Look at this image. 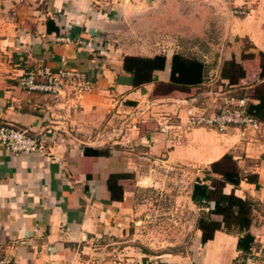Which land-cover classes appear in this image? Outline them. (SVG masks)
<instances>
[{
    "label": "crops",
    "instance_id": "1",
    "mask_svg": "<svg viewBox=\"0 0 264 264\" xmlns=\"http://www.w3.org/2000/svg\"><path fill=\"white\" fill-rule=\"evenodd\" d=\"M236 3L244 5L246 14H235L224 0H131L99 13L91 11L89 0H0V125L52 136L61 127L67 133L50 156L13 153L0 143V254L9 255L12 264H86L103 241L144 237L140 231L147 224V193L158 186L170 188L172 179L181 177L193 181L185 205L193 208L195 238L205 245L200 264L233 263L240 253L234 234L217 230L202 243L196 224L203 205L193 199V187L198 178L203 180L205 168L231 154L242 175L256 173L258 181L226 182L224 192L264 204V121L260 134L245 136L238 127L223 132L187 127V107L205 103L197 91L200 85L172 86L170 76L174 53L187 54L178 50L183 46L176 37H203L210 27L221 35L218 48L224 38L230 41L222 46L219 65L234 58L245 70L230 87L244 89L251 101L260 102L264 0ZM63 34L75 41H57ZM162 53L165 68L156 70L152 81L134 86L124 57ZM64 56L67 65L93 80L92 91L68 93L57 101L19 86L25 70L60 67ZM159 86L167 92L154 99ZM211 100L205 99L211 104L216 98ZM121 123L133 124L131 131L113 136L109 129ZM85 147L109 154H87ZM111 173L130 175L120 180L122 200L111 198ZM213 217L221 220L222 214ZM129 247L127 260L99 264H190V252Z\"/></svg>",
    "mask_w": 264,
    "mask_h": 264
},
{
    "label": "rangeland",
    "instance_id": "2",
    "mask_svg": "<svg viewBox=\"0 0 264 264\" xmlns=\"http://www.w3.org/2000/svg\"><path fill=\"white\" fill-rule=\"evenodd\" d=\"M218 36L221 37L220 34L217 35V33L212 31L209 27L207 33L203 37L187 38V40L186 38L182 40L179 37H176L178 42H182V48H184L183 50L182 48L178 49L179 51H183L192 56L201 57L208 61L205 80L197 90L201 92L199 95L203 98V102L205 103V99L212 102V97L216 98L217 102L220 101V92L231 89L229 81L221 78V68L223 64L219 65V57L222 46H228L230 41L228 38H224L223 44L220 45V48H218ZM243 44L245 47L249 46V42L244 39ZM236 90L239 93L242 92V90L238 87ZM166 92L167 90L165 87L159 86L156 88L153 98H161ZM132 126L133 124L130 125V123H121V125L116 124L112 126L109 131L113 136H117L125 134L128 131L130 132V128H132ZM116 128H118L119 131H117ZM96 130L98 134L100 132L99 128ZM202 177L204 180L208 181L209 184L219 185L221 183L218 180L221 178L220 174L214 173L211 165L209 168L204 169ZM207 177L211 179H207ZM198 179L200 180V178ZM171 182L172 185L170 188L164 189L162 186H158L157 189L147 193L146 195L148 208L144 209L143 212L148 215L147 224L146 226L141 227L140 231V234L144 235V237L141 236V238L133 239L129 237L128 241L126 239H124V241H117L115 239L107 240L105 242L103 241L93 250L94 253L92 252L89 255L86 264H99V261L101 260L104 261V263L108 260L113 262L116 260H118V262L123 259L127 260V255L130 254H126V249L131 251V247L129 246H131L132 243L143 245V247L147 249L152 248V251L154 252L162 250L169 253L190 252L189 263L200 264V256L205 248V245H200V243L196 240L195 224L192 222V213L194 210L189 207L188 203L185 205V200L186 197L190 195L189 189L193 181L191 179L183 180L181 177H178L176 180L172 179ZM203 210L206 211L205 209H202V211ZM259 211L261 213L256 212L253 222V230L255 232V236H258L260 240L255 241L251 253L243 254L240 252L233 260L232 264H264V207L259 206ZM140 215H142V212ZM145 236H148V238Z\"/></svg>",
    "mask_w": 264,
    "mask_h": 264
},
{
    "label": "trees",
    "instance_id": "3",
    "mask_svg": "<svg viewBox=\"0 0 264 264\" xmlns=\"http://www.w3.org/2000/svg\"><path fill=\"white\" fill-rule=\"evenodd\" d=\"M167 64L165 54H156L154 56L126 55L124 57V69L133 74L132 82L134 86H140L143 83L150 82L154 79L156 70L164 69ZM207 64L197 56L187 55L182 52H176L171 60L170 84L172 86H196L202 85L205 80ZM243 66L234 58L226 60L221 68V78L226 79L229 83L234 84L239 78L244 76ZM260 77L264 78V60L261 64ZM226 91L227 94L237 96H250L241 89ZM43 93V92H42ZM259 103L249 102L248 111L255 115L262 122L264 121V94L259 96ZM87 154H109L108 150L85 147ZM224 164V165H223ZM212 171L220 174L218 179L219 185L209 184L206 180H197L193 187V199L203 206L214 202V207L209 211H202L197 220V227L202 231V243L214 237L217 230H222L238 237L237 249L248 254L252 252L255 244V235L251 231V225L254 222L256 212L259 206H263L260 201L250 197H241L234 193H225L223 188L226 182L237 184L241 179L246 178L248 181L257 182L256 173L243 176L238 166L237 160L231 155H225L221 160L211 164ZM126 173H111L108 178V188L111 191V198L122 200L124 197V187L120 183L121 178L129 177ZM207 179H211L208 178ZM202 206V207H203ZM222 214V219L218 220L213 214Z\"/></svg>",
    "mask_w": 264,
    "mask_h": 264
},
{
    "label": "built area",
    "instance_id": "4",
    "mask_svg": "<svg viewBox=\"0 0 264 264\" xmlns=\"http://www.w3.org/2000/svg\"><path fill=\"white\" fill-rule=\"evenodd\" d=\"M90 9L95 13L107 11L117 3L131 0H89ZM235 14H246L244 5H239L236 0H224ZM57 41L64 43L74 42L70 34L57 36ZM63 65L53 68L50 65H38L24 71L18 79L19 86L27 92H43L53 95L60 101L68 93L82 96L94 88L93 80L86 72L75 66L67 65V58H62ZM251 99L248 96H237L225 93L220 101L213 103H192L186 109L185 125L187 127L205 126L226 131L230 127H238L245 136L248 132L260 134L263 122L248 111ZM56 135H42L30 132L12 124L0 125V143L13 153L42 154L50 156L56 142L66 140V131L58 127ZM56 137V138H55ZM214 207V202L205 205L202 209L209 211ZM0 264H12L9 255L0 254Z\"/></svg>",
    "mask_w": 264,
    "mask_h": 264
}]
</instances>
